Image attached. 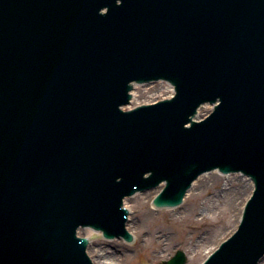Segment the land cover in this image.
Here are the masks:
<instances>
[{
    "label": "water",
    "instance_id": "obj_1",
    "mask_svg": "<svg viewBox=\"0 0 264 264\" xmlns=\"http://www.w3.org/2000/svg\"><path fill=\"white\" fill-rule=\"evenodd\" d=\"M117 1L0 0V264H91L79 226L128 240L124 195L165 180L154 205L172 207L213 168L244 172L255 191L237 232L204 264H256L264 0ZM158 78L175 85L172 100L119 109L130 81ZM134 86L125 109L172 93L166 83ZM217 99L206 121H191ZM251 190L242 177L206 174L177 208H154L155 191L125 200L129 244L78 234L91 240L93 264H165L177 251L201 264L237 227Z\"/></svg>",
    "mask_w": 264,
    "mask_h": 264
},
{
    "label": "bare ground",
    "instance_id": "obj_2",
    "mask_svg": "<svg viewBox=\"0 0 264 264\" xmlns=\"http://www.w3.org/2000/svg\"><path fill=\"white\" fill-rule=\"evenodd\" d=\"M264 259L260 260V262L258 264H263L264 262Z\"/></svg>",
    "mask_w": 264,
    "mask_h": 264
},
{
    "label": "rangeland",
    "instance_id": "obj_3",
    "mask_svg": "<svg viewBox=\"0 0 264 264\" xmlns=\"http://www.w3.org/2000/svg\"><path fill=\"white\" fill-rule=\"evenodd\" d=\"M264 262V261H263ZM264 264V263H263Z\"/></svg>",
    "mask_w": 264,
    "mask_h": 264
}]
</instances>
